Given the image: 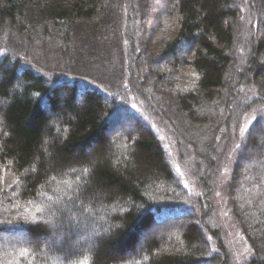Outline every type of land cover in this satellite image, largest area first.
Wrapping results in <instances>:
<instances>
[{
    "label": "trees",
    "instance_id": "trees-1",
    "mask_svg": "<svg viewBox=\"0 0 264 264\" xmlns=\"http://www.w3.org/2000/svg\"><path fill=\"white\" fill-rule=\"evenodd\" d=\"M83 261L264 264V0H0V264Z\"/></svg>",
    "mask_w": 264,
    "mask_h": 264
},
{
    "label": "rangeland",
    "instance_id": "rangeland-1",
    "mask_svg": "<svg viewBox=\"0 0 264 264\" xmlns=\"http://www.w3.org/2000/svg\"><path fill=\"white\" fill-rule=\"evenodd\" d=\"M256 164V163H253ZM225 169V168H224ZM224 171V175L225 174V170ZM225 177L222 178V182L225 181ZM219 194V198L220 195L224 194L223 190H218L217 195ZM225 197V196H224ZM225 199H222V201H220L218 203V217H220L221 220V224L224 227V231L226 232V242L229 246V248L231 249L232 253L234 254L235 257V263L237 261H240L245 255H247L249 253V247L246 243V241L244 240V238L242 237V235L238 232L237 228L233 225V223L231 222V220L228 218V211H227V206L225 204ZM98 208V207H96ZM88 211V210H87ZM98 211V209L96 210ZM88 213H92L89 212ZM102 220V218H100V221ZM104 233V232H102ZM84 235V234H83Z\"/></svg>",
    "mask_w": 264,
    "mask_h": 264
},
{
    "label": "snow or ice",
    "instance_id": "snow-or-ice-1",
    "mask_svg": "<svg viewBox=\"0 0 264 264\" xmlns=\"http://www.w3.org/2000/svg\"><path fill=\"white\" fill-rule=\"evenodd\" d=\"M88 170L87 169H84V172L86 173ZM53 215H55V213H53ZM49 223L55 225V221L54 220H50L48 221ZM82 264H87V261H83Z\"/></svg>",
    "mask_w": 264,
    "mask_h": 264
}]
</instances>
